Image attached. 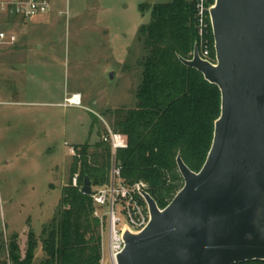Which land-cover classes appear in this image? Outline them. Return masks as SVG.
Returning <instances> with one entry per match:
<instances>
[{
  "label": "rangeland",
  "instance_id": "374dc122",
  "mask_svg": "<svg viewBox=\"0 0 264 264\" xmlns=\"http://www.w3.org/2000/svg\"><path fill=\"white\" fill-rule=\"evenodd\" d=\"M51 1L49 15L18 28L14 50L32 53H0V231L5 239L18 236L21 257L28 232L39 238L56 213L70 149L93 146L114 112L135 107L139 29L150 21L148 7L172 0ZM66 9L68 16H58ZM66 91H80L82 107H64ZM177 184L182 188L183 179ZM102 251L110 264L106 232ZM42 256L38 247L36 261Z\"/></svg>",
  "mask_w": 264,
  "mask_h": 264
},
{
  "label": "water",
  "instance_id": "95a60500",
  "mask_svg": "<svg viewBox=\"0 0 264 264\" xmlns=\"http://www.w3.org/2000/svg\"><path fill=\"white\" fill-rule=\"evenodd\" d=\"M209 15L215 63L197 44L180 60L220 92L211 148L197 173L177 156L183 187L164 209L141 184L150 220L116 264L264 262V0H215Z\"/></svg>",
  "mask_w": 264,
  "mask_h": 264
},
{
  "label": "trees",
  "instance_id": "16d2710c",
  "mask_svg": "<svg viewBox=\"0 0 264 264\" xmlns=\"http://www.w3.org/2000/svg\"><path fill=\"white\" fill-rule=\"evenodd\" d=\"M215 0H209L213 5ZM146 6H141L142 12ZM150 21L141 26L138 41L140 84L135 107L114 112L110 128L127 138V147L116 151L122 180L128 185L142 184L160 209L181 189L176 158L193 172H199L212 145L214 124L220 116L218 88L180 59L190 60L199 38L195 9L188 0H172L148 7ZM210 59L215 60L211 29L207 36ZM102 137V136H101ZM69 182L61 191L54 217L39 238L30 230L23 257L18 236L5 239L0 231V264H99L101 222L94 216L91 196L81 193L84 178L93 188L109 180L112 151L99 141L73 147ZM77 174V186L71 184ZM41 247L42 257L35 259ZM242 264H264L248 262Z\"/></svg>",
  "mask_w": 264,
  "mask_h": 264
},
{
  "label": "built area",
  "instance_id": "2783aa9c",
  "mask_svg": "<svg viewBox=\"0 0 264 264\" xmlns=\"http://www.w3.org/2000/svg\"><path fill=\"white\" fill-rule=\"evenodd\" d=\"M195 9V22L199 38L198 50L202 60L212 64L210 47L207 39L211 21L209 11L213 5L209 0H188ZM67 4V1H66ZM51 0H0V49L17 45L20 39L18 28L27 22L45 17L52 12ZM67 9L58 11L59 16H68ZM212 33V30H211ZM64 107H82V96L73 93L66 96ZM103 143L110 146L112 151L109 180L105 186L93 188L91 198L95 205L94 216L101 222V233L106 232L107 256L110 264H116V257L124 249L123 235L126 231L139 233L149 223L148 206L141 195V184L128 186L121 178L120 167L116 163V151L127 147L126 136L107 128L102 135ZM71 156L75 155L74 148L70 149ZM72 186H77V174L71 180ZM101 245L100 263L103 264Z\"/></svg>",
  "mask_w": 264,
  "mask_h": 264
},
{
  "label": "crops",
  "instance_id": "0c3cea01",
  "mask_svg": "<svg viewBox=\"0 0 264 264\" xmlns=\"http://www.w3.org/2000/svg\"><path fill=\"white\" fill-rule=\"evenodd\" d=\"M60 11H61V10H60ZM58 16H59V15H58ZM21 45H22V44H21ZM15 46H16V45H15ZM15 46H13V47H9V48L0 49V53H1L2 51H5V50H11L13 53H14V52H17V53H18V52L32 53V50H29V49L26 50L25 48H23V46H21V48L18 49V50H14V49H15ZM40 49H41V48L38 47V53H40V51H39ZM35 59H36V58H35ZM36 61H37V59H36ZM36 63L39 64L38 61H37ZM52 63H55V62L52 61ZM32 65H36L35 62L32 63ZM73 93H79V94H81V96H82V104H83V101H84L85 99H84L83 94H82L80 91H72V92H70V93H69V91L64 92V94H63V100L65 99L66 96H68L69 94H73Z\"/></svg>",
  "mask_w": 264,
  "mask_h": 264
}]
</instances>
